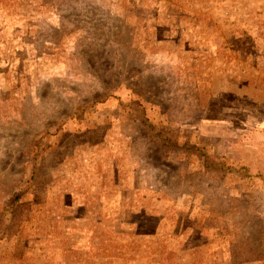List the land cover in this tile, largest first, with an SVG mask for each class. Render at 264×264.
<instances>
[{
  "label": "rangeland",
  "instance_id": "1",
  "mask_svg": "<svg viewBox=\"0 0 264 264\" xmlns=\"http://www.w3.org/2000/svg\"><path fill=\"white\" fill-rule=\"evenodd\" d=\"M0 264H264V0H0Z\"/></svg>",
  "mask_w": 264,
  "mask_h": 264
}]
</instances>
